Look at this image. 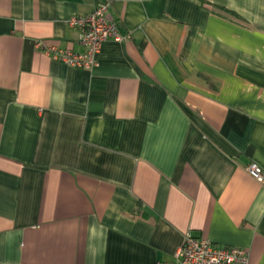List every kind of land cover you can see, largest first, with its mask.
I'll return each mask as SVG.
<instances>
[{"label": "crops", "instance_id": "0c3cea01", "mask_svg": "<svg viewBox=\"0 0 264 264\" xmlns=\"http://www.w3.org/2000/svg\"><path fill=\"white\" fill-rule=\"evenodd\" d=\"M0 0V264L173 262L186 233L264 264V0Z\"/></svg>", "mask_w": 264, "mask_h": 264}, {"label": "built area", "instance_id": "2783aa9c", "mask_svg": "<svg viewBox=\"0 0 264 264\" xmlns=\"http://www.w3.org/2000/svg\"><path fill=\"white\" fill-rule=\"evenodd\" d=\"M109 6L110 0H103L91 13L73 16L67 21L68 26L80 31L79 44L84 48V52L76 53L70 49L46 46L41 42L36 43V46L50 58L66 65L79 69H93L97 64L96 56L104 42L124 39L119 32L118 23L107 16ZM246 171L254 180L264 184V170L256 164H249ZM175 259L176 264H247L248 253L243 248L220 246L188 232L175 254Z\"/></svg>", "mask_w": 264, "mask_h": 264}]
</instances>
